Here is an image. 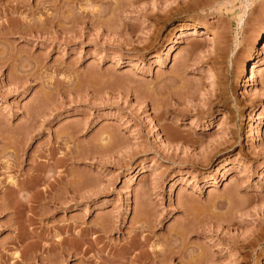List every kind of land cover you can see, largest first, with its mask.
I'll use <instances>...</instances> for the list:
<instances>
[{"label":"rangeland","instance_id":"obj_1","mask_svg":"<svg viewBox=\"0 0 264 264\" xmlns=\"http://www.w3.org/2000/svg\"><path fill=\"white\" fill-rule=\"evenodd\" d=\"M0 264H264V0H0Z\"/></svg>","mask_w":264,"mask_h":264},{"label":"bare ground","instance_id":"obj_2","mask_svg":"<svg viewBox=\"0 0 264 264\" xmlns=\"http://www.w3.org/2000/svg\"><path fill=\"white\" fill-rule=\"evenodd\" d=\"M191 27H193V26H191ZM205 28H206V27H205ZM208 28H209V30L212 29L211 27H208ZM208 28H207V29H208ZM193 29H195V28L193 27ZM198 31H199V30H198ZM194 32H195V31H194ZM199 32H200V31H199ZM199 32H198V33H199ZM202 32H203V31H202ZM202 32H201V33H202ZM209 33H210V32H209ZM205 34H206V33H205ZM211 34H212L213 37L210 36V35H209V36L212 37V38H214V39H215L216 36L218 35L216 32H211ZM218 37H219V36H218ZM218 37H217V38H218ZM254 50H255V49H254ZM254 69H255V68H254V63H251V69H250L251 72H250V73L253 74ZM240 73H241V72H240ZM52 75H53V74H52ZM253 75H254V74H253ZM236 77H240V75H238V76H236ZM240 78H242V77H240ZM236 80H237V78H236ZM242 80H243V78H242ZM236 82H237V81H236ZM222 101H223V100H222ZM192 121H193V120H192ZM190 124H191V123H190ZM194 124H195V122H194ZM192 125H193V122H192ZM181 234H182V233H181ZM181 234H180V235H181ZM184 234H185V233H184ZM175 235H176V234H174V237H177V238H178V235H176V236H175ZM79 236H80V235H79ZM184 236H185V235H184ZM184 236H183V237H184ZM171 237H172V236H171ZM172 238H173V237H172ZM177 238H176V239H177ZM185 238H186V237H185ZM174 239H175V238H174ZM174 239H173V240H174ZM183 239H184V238H183ZM62 240H63V239H62ZM60 241H61V240H60ZM60 241H59V242H60ZM168 241H170V240H168ZM171 241H172V239H171ZM181 241H182V235H181ZM61 242H62V241H61ZM79 243H80V245L82 244L81 242H76L77 245H75V244L73 245V246H74V249H73V248H72V249H73L74 251H75L78 247H79L78 249L81 248V247L79 246ZM143 243H144V242H143ZM169 243H170V242H169ZM172 243H174V241H172ZM172 243H171V244H172ZM171 244H170V245H171ZM141 245H142V244H141ZM174 246H175V243H174ZM174 246L172 245V247H174ZM181 246H184V245H181ZM131 247H132V246H131ZM178 247H179V246H178ZM178 247H177V248H178ZM83 248H84V247H82V249H83ZM85 248H86V247H85ZM85 248H84V250H85ZM133 248H134V247H133ZM181 248H182V247H181ZM179 249H180V247L177 249V251H178ZM183 249H184V248H183ZM74 251H72V252H74ZM80 251H81V250H80ZM173 251H175V250H173ZM173 251H170V250H169V252H172V253H173ZM177 251H176V252H177ZM183 251H184V250H182V252H183ZM76 252H77V251H76ZM82 252H84V251L82 250ZM82 252H81V253H82ZM176 252H175V253H176ZM84 253H86V251H85ZM189 253H190V252H189ZM75 254L77 255L78 253H75ZM72 255H73V254H72ZM79 255H80V254H79ZM77 256H78V255H77ZM198 257L201 258V256L197 255V258H198ZM199 258H198V259H199ZM202 258H203V257H202ZM171 259H172V258H171ZM200 260H201V259H200ZM199 262H200V261H199Z\"/></svg>","mask_w":264,"mask_h":264}]
</instances>
